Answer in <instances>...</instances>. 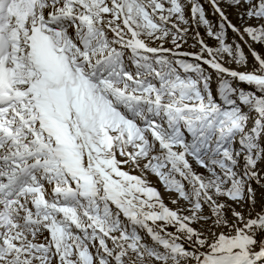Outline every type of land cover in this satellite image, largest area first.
Masks as SVG:
<instances>
[{
    "label": "snow or ice",
    "instance_id": "obj_1",
    "mask_svg": "<svg viewBox=\"0 0 264 264\" xmlns=\"http://www.w3.org/2000/svg\"><path fill=\"white\" fill-rule=\"evenodd\" d=\"M0 264H264V0H0Z\"/></svg>",
    "mask_w": 264,
    "mask_h": 264
},
{
    "label": "rangeland",
    "instance_id": "obj_2",
    "mask_svg": "<svg viewBox=\"0 0 264 264\" xmlns=\"http://www.w3.org/2000/svg\"><path fill=\"white\" fill-rule=\"evenodd\" d=\"M208 14H209V18H211V10H210V9H208ZM200 31H201V33L203 34V28H201ZM189 43H191V41H190ZM256 47L259 49V46H258V45H257ZM186 50H187V49H186ZM151 180H152V183H153V184H157V186L159 187L158 182H157V179H156L155 177H152ZM159 190H160L162 193H163V191H164L162 187L159 188ZM165 199L167 200L166 197H165ZM170 206H171V205H170Z\"/></svg>",
    "mask_w": 264,
    "mask_h": 264
}]
</instances>
